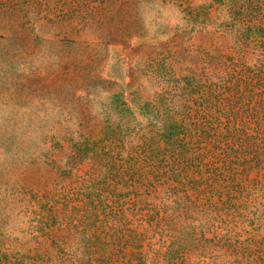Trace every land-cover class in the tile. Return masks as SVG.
Listing matches in <instances>:
<instances>
[{
    "label": "rangeland",
    "instance_id": "obj_1",
    "mask_svg": "<svg viewBox=\"0 0 264 264\" xmlns=\"http://www.w3.org/2000/svg\"><path fill=\"white\" fill-rule=\"evenodd\" d=\"M0 264H264V0H0Z\"/></svg>",
    "mask_w": 264,
    "mask_h": 264
}]
</instances>
